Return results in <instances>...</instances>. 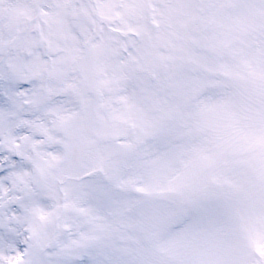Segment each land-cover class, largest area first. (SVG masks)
I'll return each mask as SVG.
<instances>
[{"label":"snow or ice","instance_id":"1","mask_svg":"<svg viewBox=\"0 0 264 264\" xmlns=\"http://www.w3.org/2000/svg\"><path fill=\"white\" fill-rule=\"evenodd\" d=\"M0 264H264V0H0Z\"/></svg>","mask_w":264,"mask_h":264}]
</instances>
